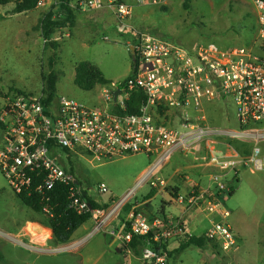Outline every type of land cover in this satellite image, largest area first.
Returning a JSON list of instances; mask_svg holds the SVG:
<instances>
[{
	"label": "built area",
	"instance_id": "obj_1",
	"mask_svg": "<svg viewBox=\"0 0 264 264\" xmlns=\"http://www.w3.org/2000/svg\"><path fill=\"white\" fill-rule=\"evenodd\" d=\"M255 5L257 46L222 50L215 45L188 49L139 31L128 22L134 9L127 3L81 2L83 11L110 9L131 34L132 72L120 84L104 89L103 99L111 109L88 107L65 96L47 102L44 95L0 90V170L11 190L17 196L37 195L49 214L56 186H68L70 209L78 214L92 213L97 221L103 211L93 209L87 196L94 192L104 196L109 188L105 183L97 190L79 186L60 162L62 150L96 162L134 154L157 156L161 166L176 153L189 155L202 169L206 182L185 177L186 189H179L176 198H171L181 214L149 219L133 209L123 233L113 231L111 235L127 247L129 257H135L130 264H172L175 257L170 255V243L186 236L184 218L200 212L210 220L206 239L223 252L235 250L239 237L221 200L235 190L241 170L264 172V0H255ZM135 89L146 97L139 112H115L116 106L125 110ZM117 90L120 94L115 101ZM217 101L235 106L236 128L212 125L205 105ZM232 141L241 144V150ZM154 170L143 182L151 189L165 188L166 180ZM133 195L134 191L128 193L114 210ZM215 216L221 220L215 221ZM136 236L145 238L139 255L130 247Z\"/></svg>",
	"mask_w": 264,
	"mask_h": 264
},
{
	"label": "rangeland",
	"instance_id": "obj_2",
	"mask_svg": "<svg viewBox=\"0 0 264 264\" xmlns=\"http://www.w3.org/2000/svg\"><path fill=\"white\" fill-rule=\"evenodd\" d=\"M83 1L72 0L77 12L75 25L54 32L52 40L59 43L56 50L44 40L39 24L50 12L55 18L61 17L60 0H40L38 10L24 14L12 13L15 3L0 7V90L47 96L44 78L55 71L59 75L55 97L65 96L88 107L111 109L103 99V91L112 85L97 86L92 91L80 89L75 84L76 66L82 61L91 62L113 84H120L132 72L133 55L128 45L132 36L109 9L83 11L79 6ZM118 1L134 7L136 17L133 15L131 22L135 29L188 49L207 43H220L224 46L218 47L226 50L257 44L255 0ZM205 107L207 113L210 108L213 122L221 128L237 127L233 104L217 101ZM1 137L0 131V144ZM261 147L264 149V142ZM59 159L84 188L97 190L99 184L105 183L109 193L98 196L94 192L91 198L108 208L101 209L103 214L97 221L92 218L82 226L69 243L57 244L48 216L24 205L0 170V264H127L120 252L123 246L118 248L121 243L111 233L119 231L118 224L125 223L129 212L136 209L147 217H163V203H174L170 198H176L181 186L187 187L183 182L186 176L206 182L202 169L191 156L180 153L162 166L157 156L144 154L105 162L77 154H64ZM153 169L157 177L166 180L165 188L151 189L143 182ZM132 191V198L114 210ZM221 203L230 211L228 222L239 237L237 248L223 252L205 241L203 247L181 250L184 236L171 245L178 251L172 264H264V172L241 170L234 195L222 198ZM165 213L177 217L181 210L173 204ZM214 220L221 218L215 216ZM203 235L200 231L199 236Z\"/></svg>",
	"mask_w": 264,
	"mask_h": 264
},
{
	"label": "trees",
	"instance_id": "obj_3",
	"mask_svg": "<svg viewBox=\"0 0 264 264\" xmlns=\"http://www.w3.org/2000/svg\"><path fill=\"white\" fill-rule=\"evenodd\" d=\"M155 1V0H152ZM11 3H15L13 14H22L35 10L40 3V0H0V7L7 6ZM72 0H60V18H55L52 12L46 14L39 24V28L42 32V36L49 46L53 49L59 47V43L52 40V36L56 30H61L67 26H74L76 23L77 12L71 4ZM187 7V6H186ZM57 59L54 55L52 61ZM55 62V61H54ZM54 64L52 63V68ZM75 84L84 91H92L97 86H111L112 81L108 80L103 72L94 64L88 61H82L76 66ZM59 81V75L55 71H51L47 77L44 78L45 93H47V102H51L56 97V86ZM112 87V86H111ZM25 94L23 92H19ZM145 94L140 89H135L131 92L128 100L125 102V110L120 109L118 106L114 108L117 113L137 114L145 102ZM232 144L239 150H241V144L236 141H232ZM64 155H72L69 150H62ZM76 180V179H75ZM79 186H82L77 181ZM235 190H232L230 196H233ZM53 201L50 203V213L44 212V205L40 204L39 197L33 195L28 197L26 195H18L20 200L27 207L33 209L35 212L46 214L49 218V228L53 233V240L57 244H67L71 241L74 234L85 224H87L93 218L92 213L78 214L75 210L70 209V197L69 187L64 185H57L52 193ZM93 209H107L108 205L100 206L97 204L91 196H87ZM145 238L134 237L130 247L139 255L140 249L144 245ZM211 243L213 246L219 248L214 242L209 241L206 237L199 235L187 234L185 239L180 242V249L185 250L191 246L203 247L204 243ZM239 244V243H238ZM173 255V252L170 253Z\"/></svg>",
	"mask_w": 264,
	"mask_h": 264
},
{
	"label": "crops",
	"instance_id": "obj_4",
	"mask_svg": "<svg viewBox=\"0 0 264 264\" xmlns=\"http://www.w3.org/2000/svg\"><path fill=\"white\" fill-rule=\"evenodd\" d=\"M150 1H152V0H150ZM157 1L158 0H155V1H152L153 3H157ZM167 2L169 1V0H166ZM130 5V4H129ZM39 7L40 6H38L35 10H38L39 9ZM136 8V7H135ZM133 9H134V7H133ZM138 9V8H137ZM137 9H135V11L137 10ZM109 11L112 13V15L115 17V14L109 9ZM31 12V11H30ZM22 14H24V13H22ZM257 14V13H256ZM133 15L136 17V15L134 14V12H133ZM132 15V16H133ZM132 18V17H131ZM131 18L128 20V22H129V24L130 25H132V22H131ZM115 19H116V17H115ZM117 20V19H116ZM117 22H118V20H117ZM118 24L120 25V23L118 22ZM257 24H258V21H257ZM121 26V25H120ZM259 27V26H258ZM259 29V28H258ZM131 42H132V38L130 39V41L128 42V45L129 44H131ZM217 43H207V44H203V45H199V44H195V45H193V46H209V45H215V46H224V45H221L220 43V45L218 44V45H216ZM225 46H227V45H225ZM230 46H233V45H230ZM254 46H257L256 44L254 45ZM220 49H222V50H226V49H224V48H222V47H219ZM236 48V47H235ZM130 49V48H129ZM232 49V48H231ZM229 50V49H228ZM106 77V76H105ZM109 80V79H108ZM111 81V80H110ZM113 82V81H112ZM115 84V83H114ZM101 87H103V86H101ZM105 87H108V86H105ZM213 103H215V102H213ZM213 103H211V104H213ZM211 104H208V105H211ZM225 105V104H224ZM211 107V106H210ZM208 115H209V117H210V121H211V123H212V125H214V126H216V127H220L219 125H217L216 123H214L213 122V118H212V115L210 114V108H208ZM1 145V144H0ZM263 153H264V149H263ZM182 187V186H181ZM179 188V189H183V188ZM186 189V188H185ZM154 198V197H153ZM152 198V199H153ZM151 199V200H152ZM171 199V198H170ZM172 201V200H171ZM173 202V201H172ZM171 202H167V204H165V203H163V206H162V212L164 213V215H163V217H160V216H157V215H151L150 217H148L149 219H154V218H167L168 216H166V209L168 208V207H170V206H172L173 204H175V205H177L175 202L174 203H172V204H170ZM177 207L181 210V208L177 205ZM132 211V210H131ZM131 212H129V214H130ZM147 217V216H146ZM128 218H129V215H128ZM128 218H127V220H128ZM127 220L125 221V223L127 222ZM125 223H123V225H120V224H118V227H119V231H116V232H118V234L119 233H123V230H124V228H123V226H125ZM184 223H185V226H186V235L187 234H190V235H199V233H200V231L201 232H206L208 229H209V227H210V220H209V218H207L205 215H203L202 213H200V212H196V213H194V214H189V215H187L185 218H184ZM117 227V228H118ZM113 236V235H112ZM119 241V240H118ZM175 241L176 240H174V241H172L171 243H170V245H169V248H170V250H171V252H173V255L172 256H174L175 257V255H176V252H178L177 250H175V249H173V248H171V245L173 244V243H175ZM121 244H119L118 245V248H120L121 249V246H123V249H121L120 250V252H121V254L122 255H124L126 258H127V264H130V262L132 261V262H135V257L134 258H131V257H129V255H128V253H127V247L121 242V241H119ZM123 244V245H122ZM132 252H134L133 250H132ZM135 253V252H134ZM135 255H137L136 253H135Z\"/></svg>",
	"mask_w": 264,
	"mask_h": 264
},
{
	"label": "water",
	"instance_id": "obj_5",
	"mask_svg": "<svg viewBox=\"0 0 264 264\" xmlns=\"http://www.w3.org/2000/svg\"><path fill=\"white\" fill-rule=\"evenodd\" d=\"M130 51H131V54L134 55V48H133V46L130 47ZM119 94H120V90H117V91L114 92L115 101L117 100V97H118Z\"/></svg>",
	"mask_w": 264,
	"mask_h": 264
}]
</instances>
